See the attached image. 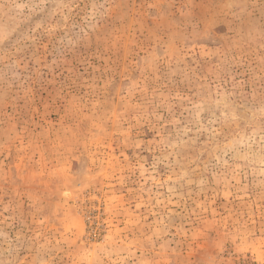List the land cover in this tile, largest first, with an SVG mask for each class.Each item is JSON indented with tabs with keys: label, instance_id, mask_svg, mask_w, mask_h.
Wrapping results in <instances>:
<instances>
[{
	"label": "rangeland",
	"instance_id": "obj_1",
	"mask_svg": "<svg viewBox=\"0 0 264 264\" xmlns=\"http://www.w3.org/2000/svg\"><path fill=\"white\" fill-rule=\"evenodd\" d=\"M0 264H264V0H0Z\"/></svg>",
	"mask_w": 264,
	"mask_h": 264
}]
</instances>
